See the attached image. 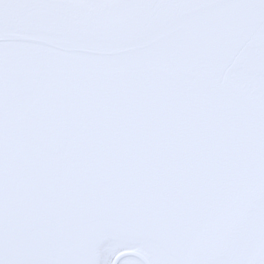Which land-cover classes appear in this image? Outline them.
<instances>
[{
  "label": "snow or ice",
  "instance_id": "1",
  "mask_svg": "<svg viewBox=\"0 0 264 264\" xmlns=\"http://www.w3.org/2000/svg\"><path fill=\"white\" fill-rule=\"evenodd\" d=\"M0 264H264V0H0Z\"/></svg>",
  "mask_w": 264,
  "mask_h": 264
}]
</instances>
